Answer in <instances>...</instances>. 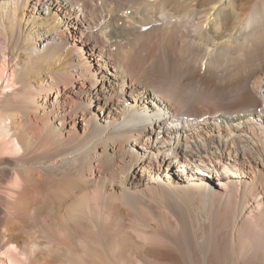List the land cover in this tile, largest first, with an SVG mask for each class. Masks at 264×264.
<instances>
[{
	"label": "bare ground",
	"instance_id": "bare-ground-1",
	"mask_svg": "<svg viewBox=\"0 0 264 264\" xmlns=\"http://www.w3.org/2000/svg\"><path fill=\"white\" fill-rule=\"evenodd\" d=\"M0 264H264V0H0Z\"/></svg>",
	"mask_w": 264,
	"mask_h": 264
},
{
	"label": "rangeland",
	"instance_id": "rangeland-1",
	"mask_svg": "<svg viewBox=\"0 0 264 264\" xmlns=\"http://www.w3.org/2000/svg\"><path fill=\"white\" fill-rule=\"evenodd\" d=\"M57 38H59V37H57ZM182 168H185V167H182ZM198 174H199V173H198ZM202 176H203V175H202ZM204 176H206V177H207L208 175H204Z\"/></svg>",
	"mask_w": 264,
	"mask_h": 264
}]
</instances>
